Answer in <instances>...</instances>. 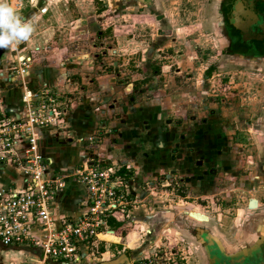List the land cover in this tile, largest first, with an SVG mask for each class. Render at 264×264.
<instances>
[{"label": "rangeland", "instance_id": "rangeland-1", "mask_svg": "<svg viewBox=\"0 0 264 264\" xmlns=\"http://www.w3.org/2000/svg\"><path fill=\"white\" fill-rule=\"evenodd\" d=\"M213 1L27 0L19 11L34 25L31 38L0 49V91L20 89L22 101L29 91L49 90L58 117L48 127L72 139L66 126L89 115L86 145L105 139L111 152L123 150L115 162H100L127 168L118 232H131V247L138 234L134 260L200 264L182 231L205 250L199 235L210 224L189 213L198 210L191 216L198 221L203 214L234 219L256 194L264 72L249 62L227 64L205 28ZM100 237L119 241L112 232Z\"/></svg>", "mask_w": 264, "mask_h": 264}, {"label": "built area", "instance_id": "built-area-1", "mask_svg": "<svg viewBox=\"0 0 264 264\" xmlns=\"http://www.w3.org/2000/svg\"><path fill=\"white\" fill-rule=\"evenodd\" d=\"M26 1L11 0L19 10ZM22 59L31 61L29 57ZM23 101L24 109L19 112L5 110L0 98V171L6 165H15L23 176L20 188L0 185V244L10 248L28 246L39 251L32 261L13 264L74 262L79 260L82 247L97 246L100 234L109 231L110 216L122 212L127 203L125 191L129 185L119 174L120 168L100 161L81 166L74 179L87 190L86 210L79 217L64 219L57 225L51 209L66 188L67 180L51 169L50 162L39 151L36 135L38 129L52 125L57 119L56 100L49 90H40L27 92ZM116 218L119 220L118 215ZM36 230L39 235L34 233ZM125 264H154V261L144 258Z\"/></svg>", "mask_w": 264, "mask_h": 264}, {"label": "crops", "instance_id": "crops-1", "mask_svg": "<svg viewBox=\"0 0 264 264\" xmlns=\"http://www.w3.org/2000/svg\"><path fill=\"white\" fill-rule=\"evenodd\" d=\"M220 2L221 0H214L213 6L210 2L206 4V14H208L206 19L208 24H206L205 28L208 27L212 31L216 44L221 50L220 52H226L228 51L230 41L226 35L222 34L223 17L220 12ZM225 55L229 57V62H227L229 65H238V63L246 64L249 62V64L253 63L258 65L260 67L259 69L264 72V59L257 60L255 58H247L243 55H229L227 53H225ZM0 95L5 110H18L20 112L24 109V104L21 101L20 89L15 90L11 87L3 88ZM260 114L263 117V125L259 124L256 126V135L259 140L258 142H260L259 155L261 156L260 158L258 157V159H263V162L261 168L258 166L254 174L258 179V185L252 189V191L256 192L253 196L254 200H251L253 197L247 200L248 202L244 205L246 207L244 212L240 213L234 219L225 216L215 217L203 214L206 219L198 221L195 218H191L192 214L198 210L192 211L188 215L189 218L196 223L207 222L205 224H210L209 228H205L208 232L199 235L202 243L206 242L211 246L210 251L207 249L208 247H205V251L203 248L199 247L197 242L194 243L192 241L193 236H189L190 230L184 228L182 231L184 236L190 239L189 243L192 244V249H190L196 256L198 255L200 264H264V107L260 110ZM212 117L214 116L210 118L213 119ZM87 119L86 122L83 115L78 114L69 122L66 127L69 128V133L73 136L72 139L63 138L62 133L59 135L57 133V126L40 128L37 130L39 151L50 162L53 171L67 177V186L64 191L57 196L51 209L52 216L57 225L64 219H75L79 217L81 213L86 210L87 190L83 184L75 181L73 173L76 169L79 166L88 164V161L91 159H98L101 161L102 157L109 158L115 162L114 152L118 155H121V152L123 154V150L118 146H115L116 150L111 152L112 150L107 145L105 139L102 144L93 146L92 148L86 145V141H84L85 137L88 136L86 124L88 123L89 129L92 126L89 115ZM214 127L217 128L219 126L215 124ZM64 133H67V130ZM119 143H122L121 138ZM111 146L114 145L112 144ZM129 152H131V149L125 151L126 155H128ZM134 168L136 169V166H134ZM136 173L138 175L140 174V172L137 171ZM22 179V172L20 168L15 165H6L0 171V185L4 187L20 188L23 185ZM252 181L256 182L254 180ZM137 184L138 182L131 186L132 193L134 194L135 190L138 191V189H136ZM250 187L252 188V186ZM168 212L171 218L173 213L171 211ZM121 221L124 222V220ZM221 222H224V224H221ZM147 231H149V233H154L153 228L151 231L148 229ZM108 232H112L119 241H108L100 237ZM108 232L100 234L97 246L82 247L79 260L74 262H53V264H113V261L116 262L115 264H125L126 262L134 260L135 254L142 248L140 246L141 244H137L140 240L137 236L138 234L136 235L137 238L134 246L131 247L128 244L131 232L127 233L125 236H120L114 231ZM34 233L39 235V231L37 230L34 231ZM217 233L218 236H216ZM214 237H216V240L218 239L217 242H215ZM109 246L112 248H109ZM212 253L217 262H214ZM38 255V250L28 246L10 248L0 244V264L20 263L28 260L32 261ZM144 258L145 257L142 259Z\"/></svg>", "mask_w": 264, "mask_h": 264}, {"label": "water", "instance_id": "water-1", "mask_svg": "<svg viewBox=\"0 0 264 264\" xmlns=\"http://www.w3.org/2000/svg\"><path fill=\"white\" fill-rule=\"evenodd\" d=\"M258 0H231L229 10L226 14L230 26H234L235 30L240 32L241 36L247 41L264 40V11L257 10ZM217 242L216 237H214ZM211 250V246L207 248ZM214 262L217 260L214 258Z\"/></svg>", "mask_w": 264, "mask_h": 264}, {"label": "clouds", "instance_id": "clouds-1", "mask_svg": "<svg viewBox=\"0 0 264 264\" xmlns=\"http://www.w3.org/2000/svg\"><path fill=\"white\" fill-rule=\"evenodd\" d=\"M34 25L25 19L11 0H0V49L28 41Z\"/></svg>", "mask_w": 264, "mask_h": 264}, {"label": "flooded vegetation", "instance_id": "flooded-vegetation-1", "mask_svg": "<svg viewBox=\"0 0 264 264\" xmlns=\"http://www.w3.org/2000/svg\"><path fill=\"white\" fill-rule=\"evenodd\" d=\"M231 0H221L220 4V12L223 17V23L225 27L222 30V34L226 35L229 38L231 47H236V44H239V49L242 52L243 56L247 58H255L257 60L264 59V40H251L247 41V39L241 36L240 32L235 30V27L230 26L226 14L229 10V3ZM129 5L134 6L139 2L141 4L149 5L151 2L155 3V0H128ZM257 10L263 12L264 11V0H258L257 2ZM228 48V50H229ZM227 54L231 55L230 51H226Z\"/></svg>", "mask_w": 264, "mask_h": 264}, {"label": "trees", "instance_id": "trees-1", "mask_svg": "<svg viewBox=\"0 0 264 264\" xmlns=\"http://www.w3.org/2000/svg\"><path fill=\"white\" fill-rule=\"evenodd\" d=\"M239 46H240L239 44H236L235 48L231 47V48H229L228 51H230L231 55H243L242 52L239 49ZM221 53L223 54V53H226V52L222 51ZM159 71H160L159 68L156 69V74L159 73ZM119 174L122 175V176H126L127 177V168L126 167L121 168L120 171H119ZM116 215H118V213L113 215V216H110L109 224L111 225L112 230L116 234H119L120 236H125L126 235L125 233H121V232L119 233L118 232V229L123 225V221L117 220Z\"/></svg>", "mask_w": 264, "mask_h": 264}]
</instances>
